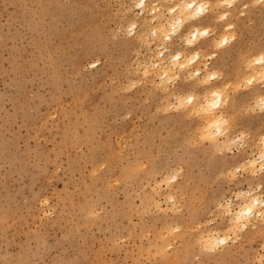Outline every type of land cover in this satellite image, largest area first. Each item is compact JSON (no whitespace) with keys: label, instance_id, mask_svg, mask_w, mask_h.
<instances>
[{"label":"rangeland","instance_id":"1","mask_svg":"<svg viewBox=\"0 0 264 264\" xmlns=\"http://www.w3.org/2000/svg\"><path fill=\"white\" fill-rule=\"evenodd\" d=\"M154 2L0 0V264H259L264 219L232 230L214 206L264 179L245 174L229 185L221 175L258 152L264 111L253 108L264 86L229 89L224 106L221 94L215 104L206 97L240 81L241 65L264 51V3L239 0L189 49L211 55L208 70L221 75L202 87L179 80L172 97L202 95L177 106L143 76L160 44L140 38L158 15ZM214 20L209 12L181 36ZM228 23L235 38L214 48ZM179 37L160 59L184 47ZM97 56L103 62L90 68ZM133 77L140 87L122 94L120 81ZM124 112L132 120H120ZM214 121L229 125V137L248 134L239 152L220 154ZM209 234L225 242L210 248Z\"/></svg>","mask_w":264,"mask_h":264},{"label":"clouds","instance_id":"2","mask_svg":"<svg viewBox=\"0 0 264 264\" xmlns=\"http://www.w3.org/2000/svg\"><path fill=\"white\" fill-rule=\"evenodd\" d=\"M238 2L239 0H155V2L151 4V12L158 13V15L153 16L150 20L144 21L146 25H151V27L147 31V34L142 35L140 38L146 44L154 43L156 40H159L160 44L153 58V63L149 67L144 68L143 76L153 81L156 88L161 89L164 95L169 96L172 103H177V106L188 102L194 104L197 95H202L196 90L195 94H192V90H189L185 93V98L182 100L172 97V86L176 85L179 80L183 79L186 83L195 82L197 87H202L211 84L212 81L220 77L221 74L218 71L208 70L207 61L212 58L211 55L205 54L200 49L194 51H189V49L197 45L203 38L214 35L217 31L214 26L215 23L225 21L230 16V12L227 9H231ZM254 2L264 3V0H254ZM141 3H144V0H141ZM166 5L167 7H165ZM247 6L248 5H245L244 7ZM137 7H139V4H137ZM145 11L149 12V8L146 7ZM209 12L215 13L213 25L192 26L183 36L179 37L184 47L177 50L174 54L170 53L166 60L160 59L164 52H169V49L164 45L167 44L172 37L177 36L186 24L194 20H199ZM153 20L163 22L152 25ZM136 26L135 21L128 25V36L133 35V29H135ZM233 27L234 25L231 23L225 26L219 38L214 39V48L219 49L235 38V34L229 31V29ZM102 62L101 57L97 56L96 59L90 62L89 67L95 68ZM157 63L160 65L159 68L156 67ZM240 71L243 73V77L240 81L228 83L221 88H216L219 90V94L222 95V106L228 103L229 89L236 92L241 89L247 90L254 84L264 86V51L249 56L241 65ZM201 73H203V75H201ZM139 80H141V77H133L131 80H121L120 83L125 86L122 94L134 92L140 87V84L137 83ZM168 81H170L171 84L165 87ZM112 83L116 84L115 80H113ZM216 95L217 92H212L213 103H215ZM258 99L260 103H255L253 110L259 108L261 111H264V94L259 95ZM216 115H220V113L217 112ZM132 118L133 115H127L125 112L119 117L120 120L125 121L132 120ZM193 119H196V116H194ZM194 127H196V125H194ZM229 130L228 124L223 125V131H220L218 128L212 129L213 136H215L217 132H220L219 141L221 143L219 152L222 155L226 152L233 153L234 150L239 152L241 149L239 145H244L245 138L248 135L245 132H240L238 135L229 137ZM207 142L206 138L205 143L207 144ZM257 147L258 152L254 153L252 158L244 159L238 164L223 170L221 175L228 178L229 185L233 184V182L237 181L238 178L243 177L245 174H249L251 177H264V135L260 137ZM227 201H231V208L228 207ZM44 203L47 204L48 200H44ZM214 211L224 216L225 227H227V222L231 220L235 229H240L242 225L245 229L248 227L245 217L251 219L252 217L259 216L264 219V179L258 181L254 187L250 184L249 188L246 190L237 189L230 191V194L226 195V199L220 202L218 208L214 206ZM47 214L48 213H46V215ZM98 214L97 209L93 208L90 210L91 216H96ZM211 226L215 227V224ZM224 242L225 241H221V243ZM259 264H264V255L259 257Z\"/></svg>","mask_w":264,"mask_h":264},{"label":"bare ground","instance_id":"3","mask_svg":"<svg viewBox=\"0 0 264 264\" xmlns=\"http://www.w3.org/2000/svg\"><path fill=\"white\" fill-rule=\"evenodd\" d=\"M133 1V0H132ZM145 1V0H144ZM182 32V31H181ZM182 35V33H179V36H181ZM216 92V91H215ZM220 97H221V95L219 94V92L217 91V95H216V97H215V103L216 102H218L219 100H220ZM206 102H208V103H213V98H212V96L211 97H206ZM215 103H213V104H215ZM216 121H214V122H209V124H208V127L209 128H213L215 125H217V123H215ZM247 217H245V219H246ZM231 227V226H230ZM232 230H234L235 228L233 227V224H232ZM231 229V228H230ZM204 238H206V245L207 244H210V248H211V245L212 244H215V242H217V240H220V241H225V237H222V236H220V235H217V234H209V235H206ZM215 241V242H214ZM209 247V246H208Z\"/></svg>","mask_w":264,"mask_h":264}]
</instances>
